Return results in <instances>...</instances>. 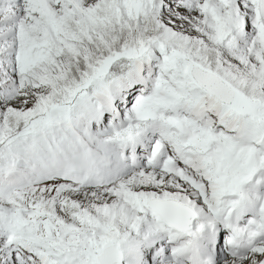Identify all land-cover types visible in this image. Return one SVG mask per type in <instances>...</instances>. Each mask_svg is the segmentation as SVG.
<instances>
[{
  "label": "snow or ice",
  "instance_id": "snow-or-ice-1",
  "mask_svg": "<svg viewBox=\"0 0 264 264\" xmlns=\"http://www.w3.org/2000/svg\"><path fill=\"white\" fill-rule=\"evenodd\" d=\"M0 264H264V0H0Z\"/></svg>",
  "mask_w": 264,
  "mask_h": 264
}]
</instances>
